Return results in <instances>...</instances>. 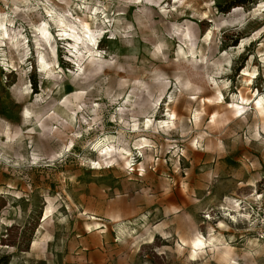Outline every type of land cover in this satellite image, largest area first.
Returning <instances> with one entry per match:
<instances>
[{"label": "rangeland", "instance_id": "1", "mask_svg": "<svg viewBox=\"0 0 264 264\" xmlns=\"http://www.w3.org/2000/svg\"><path fill=\"white\" fill-rule=\"evenodd\" d=\"M259 97L264 0H0V264H264Z\"/></svg>", "mask_w": 264, "mask_h": 264}, {"label": "bare ground", "instance_id": "2", "mask_svg": "<svg viewBox=\"0 0 264 264\" xmlns=\"http://www.w3.org/2000/svg\"><path fill=\"white\" fill-rule=\"evenodd\" d=\"M49 14V13H48ZM55 14V13H54ZM52 20H54V18H52ZM58 23L60 25V27H62L63 30L65 29H72V26L69 25V22H67L64 18H57L56 21L54 20V23ZM81 23V27H83V29L85 30H88V25L83 23L82 21H80ZM5 32V31H4ZM39 33H40V38L43 40V41H46L48 42L49 38H50V34H49V31L47 29V25L45 23L42 24V27L41 29L39 30ZM7 36V34H6ZM10 42L12 43L13 40L10 39ZM19 43H12V48H16V50L19 49ZM50 47H52V45H50ZM46 57L43 55V54H40L39 55V62L41 64V68H43L44 70L50 68V64L46 61L45 59ZM91 65H96V69H95V72L99 71L102 67H101V62H96L95 60H91ZM105 72V71H103ZM85 73V70L82 69V75H84ZM214 85L217 87V84L215 82H213ZM217 89V88H216ZM218 90V89H217ZM170 98V97H169ZM222 100V95L219 91H217V95L212 97V98H205L203 99V103H206V104H209V105H215V106H219L221 107L222 105H219L221 104L220 101ZM170 101V100H169ZM172 101V100H171ZM176 101V100H175ZM241 101L243 102L244 99L241 98ZM247 102V101H246ZM253 110L256 111L257 115H258V119L259 120H263L264 118V97H259L257 99V101L255 102L254 106H253ZM227 109L230 110V112L233 114L234 116V119H236L239 115H241L244 111H245V108L244 107H241L240 105L238 104H234L232 103L230 106H227ZM168 110V109H167ZM206 110V108H205ZM169 111V110H168ZM204 112V111H203ZM229 112V113H230ZM170 113V112H168ZM172 120H175L176 118L174 117V114H168ZM201 115V114H200ZM203 115V114H202ZM167 116V115H166ZM218 114L214 113L212 116H211V121L210 123L212 125H214L216 122H217V119H218ZM224 117V116H223ZM169 119V120H171ZM194 119L195 120H198L199 119V115L198 113H195L194 114ZM146 124H150L148 120H146ZM171 122V121H170ZM169 122V123H170ZM227 122V121H226ZM161 123V122H160ZM166 125V124H165ZM173 125L171 124V127ZM197 144L200 145V142H197ZM113 148V147H112ZM104 153V152H103ZM109 156V155H108ZM106 157V156H105ZM112 157V156H111ZM114 161V160H113ZM236 210H238L236 208ZM228 211V210H227ZM236 212V211H235ZM210 235V234H209ZM150 238V237H149ZM219 242L217 241V239L213 236H209L208 239H205L202 235H198L196 236L193 240L190 241L189 245H188V248H189V260L191 262H196L197 261V258L200 254H203L204 253V250L206 248H209L210 251L212 249H215V244ZM224 254L227 256V249L225 250Z\"/></svg>", "mask_w": 264, "mask_h": 264}, {"label": "trees", "instance_id": "3", "mask_svg": "<svg viewBox=\"0 0 264 264\" xmlns=\"http://www.w3.org/2000/svg\"><path fill=\"white\" fill-rule=\"evenodd\" d=\"M242 3H245V0H241Z\"/></svg>", "mask_w": 264, "mask_h": 264}]
</instances>
